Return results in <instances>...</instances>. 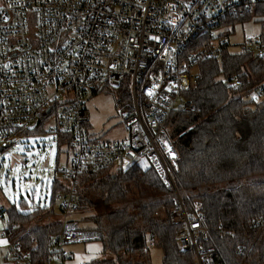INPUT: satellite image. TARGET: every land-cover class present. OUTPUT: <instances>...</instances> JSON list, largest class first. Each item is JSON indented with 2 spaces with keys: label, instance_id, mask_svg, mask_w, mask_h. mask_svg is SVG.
Wrapping results in <instances>:
<instances>
[{
  "label": "built area",
  "instance_id": "2783aa9c",
  "mask_svg": "<svg viewBox=\"0 0 264 264\" xmlns=\"http://www.w3.org/2000/svg\"><path fill=\"white\" fill-rule=\"evenodd\" d=\"M261 1L0 0V150L46 118L55 122L50 130L57 142L63 135L64 172L72 181L88 167L118 171L147 158L172 193L169 218L180 249L193 251L194 264H214L202 204L187 201L176 186L180 154L166 124L179 105L196 110L183 93L198 79L200 62L230 50L232 26L223 22ZM237 52L264 56L262 31L246 37ZM123 79L134 91V106L122 116L127 138L99 141L88 130L87 100ZM230 80L243 84L240 77ZM252 96L264 99V81ZM75 193L73 182L69 194L57 195L65 219L44 264H82L68 246L102 240L100 230L67 219L78 207ZM3 210L0 205L8 224ZM253 223L264 227L262 219ZM6 228L14 264H31L27 254L18 256Z\"/></svg>",
  "mask_w": 264,
  "mask_h": 264
},
{
  "label": "trees",
  "instance_id": "16d2710c",
  "mask_svg": "<svg viewBox=\"0 0 264 264\" xmlns=\"http://www.w3.org/2000/svg\"><path fill=\"white\" fill-rule=\"evenodd\" d=\"M253 19L262 22L264 36V0L223 24ZM200 68L196 82L183 93L196 110L179 105L166 124L180 154L176 186L189 195L187 201L202 204L209 229L205 247L215 249L214 264H264V227L253 223L264 220V99L256 102L252 96L253 88L264 81V56L225 49L202 60ZM232 76L242 78L243 84L233 83ZM45 123L46 118L41 119L27 134ZM58 138L62 146L63 135ZM61 171L63 178L55 177L52 183L51 203L21 201L3 210L7 234L20 258L27 254L31 264H44L63 223L25 226L57 211L63 214L57 195L69 194L74 182L77 210L82 220L94 225L83 228L102 232V256L87 264H153V247L162 251L161 264H194L193 251L180 249L177 227L169 218L172 193L153 166L143 168L137 162L118 171L88 167L74 181ZM246 179L243 185L232 183ZM141 200L154 201L115 206Z\"/></svg>",
  "mask_w": 264,
  "mask_h": 264
},
{
  "label": "rangeland",
  "instance_id": "374dc122",
  "mask_svg": "<svg viewBox=\"0 0 264 264\" xmlns=\"http://www.w3.org/2000/svg\"><path fill=\"white\" fill-rule=\"evenodd\" d=\"M263 29L262 22L251 20L238 23L228 31L230 50L237 52L240 43L246 37L260 34ZM180 100V99H179ZM134 106V91L130 81L122 80L120 86H104L90 95L87 100V108L90 112L88 130L92 136L99 141H109L127 138V129L123 123L122 116ZM55 125L54 121L45 123L37 131L16 137L5 149L0 150V205L6 210L13 204L19 205L33 202L42 206L51 203L53 192L52 183L55 177L63 178L61 171L69 165V153L66 147L59 146L50 127ZM36 126H33L34 129ZM11 153V155H7ZM31 154V155H30ZM143 168L150 166L147 158L139 160ZM7 165V167H5ZM18 168L19 172H13ZM115 171V169H112ZM249 179L232 182L233 185H243ZM171 197V196H170ZM154 200H141L132 204L120 203L116 207H136ZM125 204H128L124 206ZM112 206V208H115ZM48 214L44 218H36L27 229L34 228L38 224L61 222L65 219L64 213ZM5 219L8 220L7 213ZM67 219L78 221L82 227L94 226L90 221L82 220V213L73 211ZM6 221L0 218V241H6L2 230ZM24 227V226H23ZM9 244L0 243V264H14L15 258L9 253ZM68 249L78 254H86V244L69 245ZM7 255V256H6ZM153 264L162 263V251L158 247L151 249Z\"/></svg>",
  "mask_w": 264,
  "mask_h": 264
},
{
  "label": "crops",
  "instance_id": "0c3cea01",
  "mask_svg": "<svg viewBox=\"0 0 264 264\" xmlns=\"http://www.w3.org/2000/svg\"><path fill=\"white\" fill-rule=\"evenodd\" d=\"M4 238L6 242L8 243L9 242L8 238H6L5 236ZM82 244H86V249H87L86 254H78L72 251L74 253V259L77 262H80L82 264H87L91 262L92 260L96 258H100L102 256L103 245L100 241L82 243Z\"/></svg>",
  "mask_w": 264,
  "mask_h": 264
},
{
  "label": "snow or ice",
  "instance_id": "6c2138e0",
  "mask_svg": "<svg viewBox=\"0 0 264 264\" xmlns=\"http://www.w3.org/2000/svg\"><path fill=\"white\" fill-rule=\"evenodd\" d=\"M153 39H158V37H154ZM253 98L255 99V96H253ZM7 155H11V153H8ZM31 155V154H30ZM174 155V154H173ZM5 167H7V165H5ZM13 172H19V169L18 168H14L13 169ZM0 243H6V241H0Z\"/></svg>",
  "mask_w": 264,
  "mask_h": 264
}]
</instances>
